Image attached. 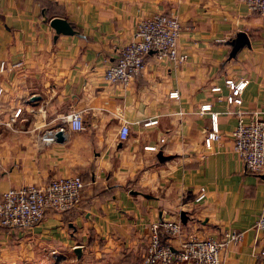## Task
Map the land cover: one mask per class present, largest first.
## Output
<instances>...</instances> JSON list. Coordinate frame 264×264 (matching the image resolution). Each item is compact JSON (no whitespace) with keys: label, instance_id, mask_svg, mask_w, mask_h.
I'll list each match as a JSON object with an SVG mask.
<instances>
[{"label":"crops","instance_id":"0c3cea01","mask_svg":"<svg viewBox=\"0 0 264 264\" xmlns=\"http://www.w3.org/2000/svg\"><path fill=\"white\" fill-rule=\"evenodd\" d=\"M155 12L179 18L176 46L185 61L173 66L149 51L127 84L105 80L116 48ZM51 17L64 18L73 33H55ZM240 31L247 41L232 51L229 41ZM0 61V118L20 107L0 127V192L73 173L83 182L68 211H49L29 227L0 226V264H61L90 255L140 264L148 224L161 219L180 221L179 234L167 239L172 247L183 238L241 231L224 248L223 264H258L264 231L254 223L264 216V171L244 170L232 150L236 118L227 110L235 106L224 100L223 79L246 80L236 106L245 120L264 109V14L236 0H0ZM172 89L175 98L167 96ZM204 102L217 112L220 132L208 149V113L197 110ZM75 110L80 130L49 143L38 138ZM121 121L128 126L122 141ZM200 187L204 196L194 201Z\"/></svg>","mask_w":264,"mask_h":264},{"label":"built area","instance_id":"2783aa9c","mask_svg":"<svg viewBox=\"0 0 264 264\" xmlns=\"http://www.w3.org/2000/svg\"><path fill=\"white\" fill-rule=\"evenodd\" d=\"M243 3L248 10L264 14V0H236ZM183 26L173 12H155L138 20L131 37L116 48L112 61L105 64L103 77L109 82L127 84L135 77L143 66V58L149 51L158 59H168L173 66L180 65L186 59V53L178 50L176 40ZM20 60L11 66H18ZM4 63L0 61V70ZM245 79L225 77L223 84L227 88L224 100L235 107L230 111L235 118V124L229 134L232 150L239 156L243 168L252 173L264 171V109L252 110L248 118H243V111L236 106L241 102V91ZM218 90V85L210 87ZM1 92V88H0ZM168 97H177V91L167 92ZM20 107H15L7 119L0 118V127L8 126L18 115ZM198 112L208 113V124L203 129L202 144L210 148L212 141L219 139L217 127V112L212 110L209 102L198 105ZM153 121V120H151ZM150 121V122H151ZM39 120L33 124L38 127ZM83 127L79 111H68L60 116V123L54 127L42 129L38 138L46 143L53 142L56 134L65 135L68 130H80ZM128 126L121 121L116 137L126 139ZM151 148V146H145ZM83 182L79 174L56 176L48 179L42 185L9 186L0 192V226L4 228H24L40 221L49 211L59 212L77 202ZM204 196L203 187L194 196L198 201ZM255 227L264 231V216L260 214L254 223ZM180 221L177 219H161L148 224L146 242L140 258V264H171L174 261L185 264H223V250L229 243H236L241 238V231L224 229L218 237L183 238L176 247H172L167 239L179 234ZM161 237H163L161 239ZM258 264H264V245L256 252Z\"/></svg>","mask_w":264,"mask_h":264},{"label":"water","instance_id":"95a60500","mask_svg":"<svg viewBox=\"0 0 264 264\" xmlns=\"http://www.w3.org/2000/svg\"><path fill=\"white\" fill-rule=\"evenodd\" d=\"M49 25L53 28L55 33H63V34H71L73 33V29L71 25L62 17H51L48 20ZM247 41L246 36L243 32H238L236 35L229 41L232 45V51H235L239 46L243 45ZM60 134H56V139L60 138ZM133 193H139L143 195L144 197H147L148 195L146 193H142L139 191H132ZM78 247H75L73 250L74 252L78 253Z\"/></svg>","mask_w":264,"mask_h":264},{"label":"rangeland","instance_id":"374dc122","mask_svg":"<svg viewBox=\"0 0 264 264\" xmlns=\"http://www.w3.org/2000/svg\"><path fill=\"white\" fill-rule=\"evenodd\" d=\"M124 264L125 262L119 258H103V257H96V256H86L83 259L73 260V259H66L61 264Z\"/></svg>","mask_w":264,"mask_h":264},{"label":"trees","instance_id":"16d2710c","mask_svg":"<svg viewBox=\"0 0 264 264\" xmlns=\"http://www.w3.org/2000/svg\"><path fill=\"white\" fill-rule=\"evenodd\" d=\"M81 189V188H80ZM74 206V205H73ZM73 206H71V207H69V208H67V209H64V210H61V211H59V212H66V211H68L69 209H71ZM163 237H161V239H162ZM123 260V259H122ZM124 261V260H123Z\"/></svg>","mask_w":264,"mask_h":264}]
</instances>
